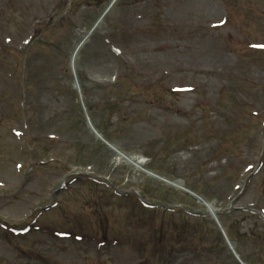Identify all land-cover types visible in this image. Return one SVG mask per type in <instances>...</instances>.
<instances>
[{"label":"rangeland","instance_id":"1","mask_svg":"<svg viewBox=\"0 0 264 264\" xmlns=\"http://www.w3.org/2000/svg\"><path fill=\"white\" fill-rule=\"evenodd\" d=\"M110 1L0 0V264H264V0Z\"/></svg>","mask_w":264,"mask_h":264},{"label":"bare ground","instance_id":"2","mask_svg":"<svg viewBox=\"0 0 264 264\" xmlns=\"http://www.w3.org/2000/svg\"><path fill=\"white\" fill-rule=\"evenodd\" d=\"M76 55H77V50L75 51L74 55L72 56L73 68L75 66ZM129 161L135 163L134 165L137 166V167H140V165L142 164V159H140V157H138V156H131ZM175 185L178 186L180 184L178 182H175ZM207 207L209 208L211 213L214 212V207H213L212 203L211 204L208 203Z\"/></svg>","mask_w":264,"mask_h":264},{"label":"water","instance_id":"3","mask_svg":"<svg viewBox=\"0 0 264 264\" xmlns=\"http://www.w3.org/2000/svg\"><path fill=\"white\" fill-rule=\"evenodd\" d=\"M193 196V195H192Z\"/></svg>","mask_w":264,"mask_h":264}]
</instances>
